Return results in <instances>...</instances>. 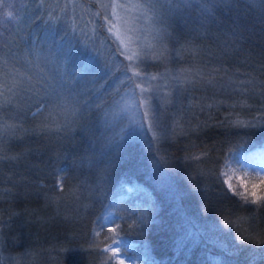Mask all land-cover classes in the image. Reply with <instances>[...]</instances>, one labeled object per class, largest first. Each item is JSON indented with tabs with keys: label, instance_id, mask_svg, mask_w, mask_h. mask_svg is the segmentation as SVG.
<instances>
[{
	"label": "trees",
	"instance_id": "16d2710c",
	"mask_svg": "<svg viewBox=\"0 0 264 264\" xmlns=\"http://www.w3.org/2000/svg\"><path fill=\"white\" fill-rule=\"evenodd\" d=\"M4 4L11 7L0 6V47L13 46L21 63L33 40L41 47L47 35L48 42L54 44L73 24L77 28L76 37L81 40L84 39L81 28L95 27L105 42V55L108 54L111 40L106 39L109 33L101 27L107 10L99 7L98 0H43L42 4L41 0H4ZM64 5L68 6L67 11L61 13ZM98 11L99 17L95 15ZM6 12H12L13 19L18 15L25 19L22 17L20 22L5 19ZM48 12L61 16L52 31L44 23ZM185 19L187 28L183 27V19L174 24L173 35L178 43H170L169 48L191 44L199 47L200 55L193 59L183 50L180 57L173 53L168 67L176 70L184 65L194 69L223 66L227 75L221 72L215 86L198 85L181 98L182 130L161 143L162 152L171 161L165 177L153 176L154 152L142 139L120 153L102 203L89 199L86 189L76 201L70 190L91 178L87 167H79V162L105 148L103 129L93 135L77 127L64 141L40 132L20 133L23 140L0 141L4 149L0 154L19 155L17 160L0 161V224L4 225L0 264H104L111 252L104 253L93 245L104 248L111 243L105 240V234H112L105 228L104 233L96 235L98 217L109 211L123 215L122 209H131L140 202L135 193L124 191L122 185L141 186L157 204L155 215L148 214L153 218L147 226L122 225L126 230L119 236L126 245L122 253L126 250L129 257L138 258V264H264V245L242 244L237 238L253 231L264 234V213L254 214L256 205L245 204L228 189L231 183L240 192L247 190L249 199L254 198L253 191L258 196L264 195L261 191L264 174L237 171L228 183L224 175L228 164L241 154L264 148V11L252 0H237L231 10L217 12L214 20L209 18L200 31L194 30L200 27L195 10ZM232 28L240 36L235 44L229 37L230 54L223 56L221 41ZM76 37L69 31L73 42ZM121 61L127 63L123 57L115 58V63ZM148 71L163 72L164 65L156 63ZM204 72L207 74V68ZM229 77L253 80L247 96L221 87ZM102 83L99 81L96 87ZM242 99L245 104L239 103ZM170 111L175 112L176 108ZM237 120L255 127H237L234 124ZM22 123L31 130L39 120L29 113ZM202 152L206 155L199 160L186 159ZM54 168L67 169L61 174L63 193L56 190ZM113 201H121L119 207H106ZM225 218L235 221V226L222 227ZM217 241L236 254H225ZM145 250L149 261L143 258ZM109 264L118 263L113 258Z\"/></svg>",
	"mask_w": 264,
	"mask_h": 264
},
{
	"label": "snow or ice",
	"instance_id": "6c2138e0",
	"mask_svg": "<svg viewBox=\"0 0 264 264\" xmlns=\"http://www.w3.org/2000/svg\"><path fill=\"white\" fill-rule=\"evenodd\" d=\"M252 2L259 3L264 11V0ZM98 5L101 9H110L102 16L105 23L101 26L109 33L106 39L111 40V44L107 45V55L104 52L105 42L99 38L95 27L91 30H88L87 25L81 28L80 33L84 37L81 40L76 37L75 24L69 26V30L64 31L54 44L48 42L47 35L41 41V47H37L33 40V46L24 51L23 63L13 46L5 44L0 47V141L6 138L23 140L20 133L29 132H40L64 141L77 127L93 135L95 131L103 129L101 138L106 141L105 148L99 153L93 152L78 165L87 167L91 178L81 181L69 193L73 200L78 201L86 189L89 199L102 203L120 153L137 141L146 140L149 150L154 152L153 176L157 179L165 177L166 171L171 169V161L162 152L161 143L173 139L182 130L179 117L181 98L198 85L215 86L217 74L223 72L227 75V69L223 66L204 65L200 69L189 67L176 70L168 67L173 53L180 57L183 50L189 52L193 59L200 55L199 47L191 44L169 48L170 43H178L173 35L174 24L183 19V27L187 28L185 17L195 10L200 27L194 30L200 31L209 18L214 20L217 12L231 10L237 5V0H111L110 3L98 0ZM0 6L11 7L5 5L4 0H0ZM67 7L64 5L60 12H66ZM95 15L99 17L101 13L98 11ZM47 17L45 26L52 31L60 23L61 16L48 12ZM5 19H13L12 12H6ZM69 31L76 37L75 42L69 38ZM239 36L235 28L224 33L221 55L230 54L229 37L235 44ZM117 56L123 57L127 63H115ZM156 63L164 65L163 72L148 71ZM204 68H207V74ZM220 79L223 80V76ZM99 81L103 83L96 87ZM252 84L251 78L229 77L221 87L247 96ZM105 85L108 87L105 88ZM239 103L245 104L246 100L242 99ZM173 107L176 108L175 112L170 111ZM29 113L39 120L31 130L24 128L22 123L23 117ZM234 124L237 127H255L252 123L240 120ZM3 151L0 144V153ZM205 155L202 152L186 159L199 160ZM17 159L19 155L0 154V161ZM66 171L65 168L53 169L57 177L55 187L60 193L64 192V177L61 174ZM261 184H264V179ZM122 189L130 194L135 193L140 202L131 209H122L123 215L109 211L98 217L96 235L104 233L105 228L107 233L112 234H105V240H111V243L104 248L100 249L99 244L93 245L104 253H112L104 264H109L121 248H126L119 239L122 225L126 224L129 228L147 226L153 218L148 214L154 216L157 212L155 200L141 186L122 185ZM228 189L245 204L256 205L254 214L264 213V195L258 196L253 191L251 196L254 198L249 199L247 190L240 192L231 183H228ZM261 191L264 192V188ZM120 203L113 201L106 207H119ZM235 224L230 218L221 221L224 228H232ZM3 228L4 225L0 224V240L3 239ZM237 238L242 244L264 245V234L258 232H249ZM217 246L225 254H236L234 250L225 248L221 241H217ZM122 255L130 259L132 264H138V258L129 257L126 250ZM143 258L150 260L147 250ZM119 264H124V260L120 259Z\"/></svg>",
	"mask_w": 264,
	"mask_h": 264
},
{
	"label": "rangeland",
	"instance_id": "374dc122",
	"mask_svg": "<svg viewBox=\"0 0 264 264\" xmlns=\"http://www.w3.org/2000/svg\"><path fill=\"white\" fill-rule=\"evenodd\" d=\"M111 0H104V3H110ZM123 2V0H122ZM107 11H110L107 10ZM22 17L25 19V16L22 15ZM21 16L18 15V17H14V21L20 22L21 19H23ZM185 67V65H184ZM183 67V68H184ZM261 168H264V148L253 150L251 152H247L245 154H241L237 160H234L233 163L228 164L226 172L228 173L226 175L227 183L229 182V179H231L233 176L237 174V171L247 172V171H256L259 174H264V171H261ZM243 170V171H242ZM118 222V221H117ZM126 232L125 228L120 231V233ZM131 249V244L129 245ZM124 248H121L119 250L118 255L114 258V260L119 264V260L123 259L124 264H132V261L122 255V250ZM112 254V253H111Z\"/></svg>",
	"mask_w": 264,
	"mask_h": 264
}]
</instances>
